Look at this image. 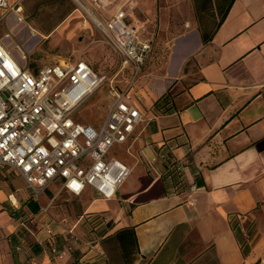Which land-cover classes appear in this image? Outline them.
Segmentation results:
<instances>
[{
  "label": "crops",
  "instance_id": "obj_1",
  "mask_svg": "<svg viewBox=\"0 0 264 264\" xmlns=\"http://www.w3.org/2000/svg\"><path fill=\"white\" fill-rule=\"evenodd\" d=\"M125 2L9 0L21 10L0 8V23L18 39L0 40L18 57L16 45L32 37L51 39L61 31L68 32L61 40L73 39L75 19L80 29L94 32L95 19H111ZM136 2L132 23L152 42L151 60L158 38L172 49L175 74L151 97L131 91L144 120L117 146L128 156L115 157L130 174L106 199L91 188L80 196L61 191L60 181L37 194L23 176L0 166V264H264V0ZM51 19H58L54 29ZM164 94L171 109L152 110ZM170 161L181 166L183 190L163 179ZM88 214H105L113 223L93 245L83 225ZM20 227L40 246L39 254L18 235ZM125 229L135 232L128 256L117 237ZM69 231L82 241L71 243L79 252L53 255L52 233L67 239Z\"/></svg>",
  "mask_w": 264,
  "mask_h": 264
},
{
  "label": "built area",
  "instance_id": "obj_2",
  "mask_svg": "<svg viewBox=\"0 0 264 264\" xmlns=\"http://www.w3.org/2000/svg\"><path fill=\"white\" fill-rule=\"evenodd\" d=\"M125 1L111 19H95L94 24L135 80L152 58L153 44L132 23L136 0ZM0 8L21 10L11 8L9 0H0ZM16 48L21 57L0 40V166L23 176L37 194L60 181L61 191L76 196L91 188L113 198L130 169L110 152L127 143L144 120L132 103L134 81L126 91L113 93L100 127L82 124L74 114L105 78L85 61L35 66L28 62L27 51Z\"/></svg>",
  "mask_w": 264,
  "mask_h": 264
},
{
  "label": "rangeland",
  "instance_id": "obj_3",
  "mask_svg": "<svg viewBox=\"0 0 264 264\" xmlns=\"http://www.w3.org/2000/svg\"><path fill=\"white\" fill-rule=\"evenodd\" d=\"M86 17L88 18V15ZM79 21L80 20L75 19L70 23L75 29L76 34L73 39L64 38L61 40L62 35L67 36L68 32L62 33L61 31H55L52 33L51 39L32 37V39L27 41V44L22 45L17 43L23 50H28V52H26L28 62L35 66L49 65L63 60L74 62L83 59L93 67L95 72L105 78L101 85L86 98L74 114V119L77 122L100 127L112 102L113 93L115 91H126L128 85L133 80V75L130 70L123 68L122 58L112 47L108 36L94 26V32L80 29ZM57 23L58 19H51L48 25L54 29ZM8 32L7 24L0 23V39L6 37L8 42L11 40L15 43V39H18V37L14 35L12 36L15 39L12 36L8 37ZM155 41L157 43L156 54L153 59L148 62L143 73L133 80L134 87H136L138 91L141 90L149 94L148 97H151L153 93H159L161 88L165 86L166 81L175 74V70L171 69V66H173L170 63L171 60H169L171 58L170 53L172 49L169 48V45L158 40V38H155ZM15 49L21 57V52L16 47ZM188 69V65L187 67H183L179 74L182 75V73ZM151 109H156V107L153 106ZM110 156L122 160L126 158L128 154L125 148L115 147L110 152ZM25 220L26 223H32V219L25 218ZM60 222H63L62 224L66 223L64 218L61 219ZM83 225L87 224L84 222ZM20 228L23 230V236H28L30 234L24 227ZM70 230H72V228ZM86 236L89 241H93L92 245L97 243L95 241L99 238V234L91 229L90 226L86 227ZM49 239L52 240L55 245L54 248H56V252L51 249L52 254H56L58 257L61 253L66 251L68 254L79 252V249H75L71 245L72 242L78 245L82 244L80 238L72 232L68 233L67 239L59 232L52 233Z\"/></svg>",
  "mask_w": 264,
  "mask_h": 264
},
{
  "label": "trees",
  "instance_id": "obj_4",
  "mask_svg": "<svg viewBox=\"0 0 264 264\" xmlns=\"http://www.w3.org/2000/svg\"><path fill=\"white\" fill-rule=\"evenodd\" d=\"M168 94H164L161 96L155 103L154 107H156L158 110L163 112H168L171 108H169L170 105V99ZM167 170L164 173L163 179L166 184L171 185V187L175 191L183 190L187 187V183L185 182V175L183 171L181 170V166L176 161H170L167 163ZM203 181H197V186L201 187L203 186ZM28 207L33 213H38L39 207L36 204V202L33 199H29L28 201ZM4 209H7L10 211L11 215L15 214V211H13L9 206H5ZM85 224L91 227V229L95 230L99 235L104 236L110 228L113 227V223L111 220H108L105 214H88L86 216ZM23 230H21L18 235L22 239H26L30 242L31 246L33 247V251L36 254H39L41 251L40 246L35 243L31 242V239H29L27 236L22 235ZM130 234L131 240L129 237L125 240L124 235ZM117 237L121 240V243L123 244V249L125 254L129 255V247L130 245L134 247L135 245V232L133 229H125L122 231H119L117 233ZM86 254V253H85ZM56 255V254H53ZM134 257L129 260L130 263H133Z\"/></svg>",
  "mask_w": 264,
  "mask_h": 264
}]
</instances>
